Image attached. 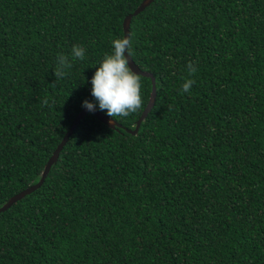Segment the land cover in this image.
Returning a JSON list of instances; mask_svg holds the SVG:
<instances>
[{
  "label": "trees",
  "instance_id": "1",
  "mask_svg": "<svg viewBox=\"0 0 264 264\" xmlns=\"http://www.w3.org/2000/svg\"><path fill=\"white\" fill-rule=\"evenodd\" d=\"M141 1L0 0V206L96 105L95 67ZM129 34L151 108L134 134L143 109L81 117L0 212V264H264V0H152ZM74 45L85 59L55 80Z\"/></svg>",
  "mask_w": 264,
  "mask_h": 264
},
{
  "label": "clouds",
  "instance_id": "2",
  "mask_svg": "<svg viewBox=\"0 0 264 264\" xmlns=\"http://www.w3.org/2000/svg\"><path fill=\"white\" fill-rule=\"evenodd\" d=\"M112 52L106 54L95 67L91 77V96L96 105L85 100L82 107L94 111L98 106L99 110L106 112L110 118L128 117L129 115L145 108L142 95V76L130 67V56L132 55L131 35L116 38L111 41ZM85 59L83 46L74 45L70 54L58 53L53 75L56 79H63L67 70L73 66L76 60ZM187 77L197 72V68L189 62L186 66ZM182 76L183 83L181 91L190 93L193 79ZM47 104V101H44ZM114 120V119H113ZM115 121V120H114Z\"/></svg>",
  "mask_w": 264,
  "mask_h": 264
},
{
  "label": "water",
  "instance_id": "3",
  "mask_svg": "<svg viewBox=\"0 0 264 264\" xmlns=\"http://www.w3.org/2000/svg\"><path fill=\"white\" fill-rule=\"evenodd\" d=\"M152 0H142L140 2V4L133 10V12L131 14H127L123 17L122 22H121V27H122V35L127 36L128 35V24H129V20L130 17L132 15H135L136 13L140 12L146 5L149 4V2ZM130 59V67H132V69L139 73L141 76L144 77H148L150 79V93H149V97L147 99V103L145 105V108L141 111L139 117L136 119L134 127L132 130L129 129H125L126 132L128 133H132L134 134L137 131L138 125L141 122V120L145 117V115L147 114V112L149 111V109L151 108L152 104H153V100H154V96H155V90H154V79L152 77V75L148 72L142 71L140 70L134 63L133 61ZM86 112H90L92 113V115L101 123L106 124L108 127H113L114 125H116L117 127H119L118 124H116L112 119L108 118L107 116H105L104 114H102L101 112L94 110V111H89L86 108L82 107L77 114L74 116L73 120L71 121V123L69 124L67 130L65 131V133L63 134L62 138L60 139L59 143L56 145V147L54 148V150L51 152V155L49 156V158L47 159V161L45 162L42 171L40 173L39 179L37 180L36 183L22 189L21 191L17 192L16 194L12 195L11 197H9L1 206H0V212L4 211L5 209H7L11 204H13L15 201L19 200L20 198H22L24 195L30 193L31 191H33L34 189H36L41 182L43 181L44 176L46 175L49 166L55 161L58 151L61 149V147L64 145V143L66 142L68 136L70 135V133L72 132V130L76 127V125L78 124L79 120L81 119V117L86 113Z\"/></svg>",
  "mask_w": 264,
  "mask_h": 264
}]
</instances>
